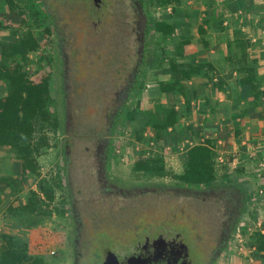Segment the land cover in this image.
I'll return each instance as SVG.
<instances>
[{"label":"rangeland","instance_id":"1","mask_svg":"<svg viewBox=\"0 0 264 264\" xmlns=\"http://www.w3.org/2000/svg\"><path fill=\"white\" fill-rule=\"evenodd\" d=\"M13 1L26 11L32 24H35L36 18L40 17L46 20V23H51L55 31L51 37V47L46 48L45 52L54 58L52 89L60 124L57 130L50 128L45 130L47 141L37 158L42 169L41 180H46V177L52 174L50 178L56 187L54 203L41 202V211L48 209L58 212V217L64 222V230L68 231V235L67 239L65 238L67 250L63 244L56 246V253L48 255L49 261L50 264L75 263L76 223L69 197V193H72L77 202L83 227L80 245L83 254L79 264H87L92 245L93 251L99 253L103 242L126 239L130 231L137 230L140 233L146 226L149 227L148 223L163 224L166 214L190 206L186 205L185 196L177 195L176 192H181V188L176 185L185 184L175 179L176 174L167 167L170 162L158 153L157 145L154 146L156 154H152L155 149L148 144V141H142L145 147L140 150L134 147V150L140 152L138 155L140 159L153 161L155 168L151 171H135L133 166L137 156L135 154L129 156L126 151H122L130 136L129 133H125V129L122 130L128 118L125 114L129 115L134 109L130 104L131 99L136 93L143 94L144 89L149 85V74L146 72L150 69L147 66L160 55L154 29L152 27L149 31L147 29L148 21L151 23L157 15L160 16L159 12L162 9L160 4L151 0H143L144 5L139 0L141 7L135 6L133 0H103L100 6L93 0ZM44 2L50 13L46 11ZM141 9L146 14L145 32L148 31L149 34L145 33V45L140 63L141 41L138 38L141 37L143 29H138L137 23L139 20L140 24L143 17ZM8 12L7 0H0V14ZM30 26L25 24L14 28H0V46L10 47L26 35ZM56 32L60 33V38ZM30 57L31 63L28 69L32 71L39 63V50L31 52ZM7 61V57L0 53V66ZM137 66L138 69L142 67L143 71L132 94L129 96L130 89L126 96V86L130 81L134 84L138 74V69L136 73L134 72ZM121 67L125 68L124 73L127 71L125 79H121L123 76ZM8 90V82L0 79V96L5 95ZM129 98L127 111L121 116V128L118 132V129L115 131L117 134L112 135L114 145L110 150L106 171L113 182L129 188L134 186L147 192L138 195L136 199L116 195L114 205L104 207L102 202L104 199L109 200L110 197L103 196L104 188L99 180L95 145L99 138L107 135L106 130L111 116L114 115L115 119L118 109ZM139 111L143 121L146 122L148 114L145 113L146 109ZM163 111L161 107H156L155 112L150 113L153 115L149 118V124L155 120L165 121L160 120L162 116L166 119L167 112ZM129 132L131 133V129ZM68 136L73 137L69 142ZM156 137L157 140L161 138L159 134ZM1 149L14 151L10 147ZM66 155L69 157L68 165ZM218 179L219 182L215 183L236 186H239L237 183L241 184L239 181L236 183L237 178L219 177ZM241 185L239 187L244 192V187ZM16 214L23 225L32 224L37 217L22 211L18 206ZM39 214L42 213L39 211ZM241 223V229L248 231V226L243 221ZM238 234H234V237ZM251 239L252 235L251 238L246 236L245 243L248 248L252 247ZM233 245L232 243L231 249H234ZM50 250L52 249L49 248ZM237 251L238 258L241 259L240 255L243 257L244 254L240 248ZM91 258L93 257H90V260ZM241 261L239 264H245L242 259Z\"/></svg>","mask_w":264,"mask_h":264},{"label":"crops","instance_id":"2","mask_svg":"<svg viewBox=\"0 0 264 264\" xmlns=\"http://www.w3.org/2000/svg\"><path fill=\"white\" fill-rule=\"evenodd\" d=\"M151 1L160 3L162 9L156 19L171 23L174 30L168 34L154 30L160 55L147 66L149 85L143 94L136 93L131 99L134 109L125 114L128 118L122 130L130 136L122 151L129 156L135 154V164L142 159L134 149L144 148L142 141H148L152 148L157 145L158 153L170 162L167 167L181 174L188 160L187 151L209 140L216 182L219 177L237 178L236 183L242 184L237 183L244 187L246 195L245 209L234 232L239 234L233 235L219 264H239L241 259L245 264H264V250L258 249L253 236L264 235V0ZM169 59L210 67L185 79L172 71ZM175 79L181 80L185 94L161 90L160 82ZM156 107L164 113L175 110V123L161 129L154 124L156 120L149 124L153 115L150 113ZM140 109L148 113L146 122ZM163 119L165 116L160 120ZM118 127L117 132L121 125ZM3 147L7 146L0 147V235L26 242L30 254L50 264L48 255L56 253V246L63 244L67 250L68 231L56 211L46 215L22 209L32 190L45 199L39 189L43 175L24 173L16 151L2 150ZM154 149L152 154H156ZM17 206L37 216L35 222L21 224ZM242 221L248 231L241 229ZM251 235L252 247L248 248L245 239ZM239 248L244 254L241 259L237 255Z\"/></svg>","mask_w":264,"mask_h":264},{"label":"trees","instance_id":"3","mask_svg":"<svg viewBox=\"0 0 264 264\" xmlns=\"http://www.w3.org/2000/svg\"><path fill=\"white\" fill-rule=\"evenodd\" d=\"M140 1L144 5L143 0ZM169 2L170 0H161L162 4ZM7 4L9 12L0 14V28H14L25 24L31 26L26 35L14 42L10 47L0 46V53L8 59L7 62L0 66V79H5L9 86L8 92L0 96V147L7 146L16 151L18 157L22 160L24 173L40 175L37 155L47 141L45 130L47 128L57 130L60 124V120L56 115L52 89L54 58L45 52L46 48L51 47V37L55 31L51 23H46V20L40 19V17L36 18L35 24H32L26 11L16 5L13 0H7ZM46 6V11L50 13V9ZM151 27L155 32H161L162 34L171 33L174 30V26L171 23L156 18L151 23L148 21L147 30L149 31ZM56 34L57 36L59 35L58 32ZM36 50H39L40 60L36 68L31 71L28 69L31 63L30 53ZM169 61L172 71L181 73L185 79L201 73L205 67H210V64L204 63H179L173 59H169ZM122 68L123 76L121 79H125L127 71L124 73L125 68L121 67V70ZM142 71V67H139L129 96L134 91ZM160 88L162 91L178 90L185 94L180 79L168 82L162 81L160 82ZM128 101H130V98L121 105L116 113L111 128V137L122 122L121 116L127 111ZM113 109L112 107L111 110ZM176 114L175 110H169L165 119L166 124L157 121L154 124L158 129L165 128L175 123ZM72 138L68 136V142ZM113 145L114 138L112 137L110 138V150ZM187 156L188 160L184 171L175 175L176 180L187 186L195 187L216 182L212 145L209 140L191 147L187 151ZM154 168L153 161L138 160L134 164L135 171H151ZM55 188V183L50 177H46V180L42 179L39 182L41 193L49 201L54 200ZM45 199H42L38 192L32 190L28 203L23 205L22 209L30 212L40 211L42 214L48 215L52 210L41 211V202H44ZM13 208L11 206L10 209L13 210ZM254 237L257 240L258 249L264 250V235L256 233ZM0 241V264H44L41 257L29 253L26 242L8 234L0 235Z\"/></svg>","mask_w":264,"mask_h":264},{"label":"flooded vegetation","instance_id":"4","mask_svg":"<svg viewBox=\"0 0 264 264\" xmlns=\"http://www.w3.org/2000/svg\"><path fill=\"white\" fill-rule=\"evenodd\" d=\"M102 1L96 5L100 6ZM133 2L135 6L139 5V0ZM137 28H141L139 20ZM94 152L98 159L99 180L104 188L103 196L110 197L102 202L104 207L114 205L116 195L136 199L138 195L146 194V190L124 187L112 181L106 171L110 144L106 145L105 136L98 139ZM177 186L181 188L177 195L185 196L189 207L166 214L163 224L148 223L149 227L146 226L140 233L130 231L126 239L103 242L99 253L93 251L92 245L87 264H219L245 209V192L228 183ZM69 197L76 223L74 259L77 257L80 260L83 227L76 199L72 193ZM90 257L93 258L90 260Z\"/></svg>","mask_w":264,"mask_h":264},{"label":"water","instance_id":"5","mask_svg":"<svg viewBox=\"0 0 264 264\" xmlns=\"http://www.w3.org/2000/svg\"><path fill=\"white\" fill-rule=\"evenodd\" d=\"M99 2H100V0H94V3H96V4H98ZM138 6L141 7L140 4ZM141 15L143 17H142V20L140 21V24H141V28L143 29V31L141 33V37L139 38V40L141 41V46L139 48V55H140L139 60H140V62H141L142 57H143V50H144V45H145V33H146L145 30H146V27H147L146 14L144 13V11L142 9H141ZM137 69H138V66L134 70L135 73H136ZM132 84H133L132 81H130L129 85L126 86V90H125V95L126 96L128 95V91L131 89ZM113 121H114V115L111 116L109 125L107 127V135L105 136L106 145L110 144V133H111V127L113 125ZM74 264H79V259L77 257L75 258V263Z\"/></svg>","mask_w":264,"mask_h":264},{"label":"built area","instance_id":"6","mask_svg":"<svg viewBox=\"0 0 264 264\" xmlns=\"http://www.w3.org/2000/svg\"><path fill=\"white\" fill-rule=\"evenodd\" d=\"M52 174H50L49 176H47L48 178L51 176Z\"/></svg>","mask_w":264,"mask_h":264}]
</instances>
